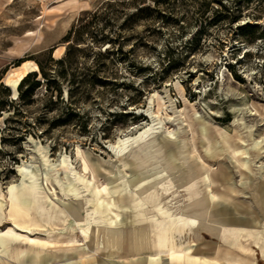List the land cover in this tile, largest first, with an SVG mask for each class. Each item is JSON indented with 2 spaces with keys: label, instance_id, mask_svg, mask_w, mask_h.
<instances>
[{
  "label": "rangeland",
  "instance_id": "1",
  "mask_svg": "<svg viewBox=\"0 0 264 264\" xmlns=\"http://www.w3.org/2000/svg\"><path fill=\"white\" fill-rule=\"evenodd\" d=\"M209 1L0 0V264H195L185 256L188 246L201 259L196 264H231L228 253L234 251L238 264H264L261 244L252 240L243 245L251 244L253 252L234 249L236 239L229 250L219 240L189 243L194 236L185 222L171 226L170 241L178 243L154 262L149 254L126 256L123 241L115 249L101 240L92 244L82 233L73 246L49 247L30 218L17 223L11 209L20 191L19 166H29L51 200L65 199L67 210L83 202L82 224L91 240L105 223L91 220L96 210L89 203V176L82 184L74 172L81 170L85 150L114 163L113 173L101 178L109 189L104 205L120 206L112 207L117 215L111 222L125 233L135 227L127 214L140 208L127 198H142L169 182L182 192L187 165L195 163L193 121L195 137L201 139L206 127L213 142H222L217 129L233 141L239 127L251 157L250 179L226 147V157L211 162L214 169L224 162L234 179L220 188L209 210L216 215L227 207L234 214L230 228L238 224L264 235V2L222 0L223 8ZM239 1L242 12L233 14ZM86 4L90 8L83 10ZM136 6L151 10L134 19ZM66 55L64 64L56 62ZM36 65L27 76H38L14 91L9 76ZM157 122L154 136L116 156L120 139ZM180 128L184 139L176 137ZM71 182L80 193L69 191Z\"/></svg>",
  "mask_w": 264,
  "mask_h": 264
},
{
  "label": "bare ground",
  "instance_id": "2",
  "mask_svg": "<svg viewBox=\"0 0 264 264\" xmlns=\"http://www.w3.org/2000/svg\"><path fill=\"white\" fill-rule=\"evenodd\" d=\"M89 8V4H86L83 10ZM33 35L34 32L27 34V36ZM36 69H38L37 65L34 67L25 66L21 73L11 74L8 82L12 89L14 91L17 89L23 78L27 76L28 71L31 72ZM159 125L160 123L158 122L154 123L136 136L120 139L114 147L116 156L123 155L131 146L154 136L160 128ZM190 128L194 134L190 153L194 155L195 163L187 165V171L181 181L183 185L182 192L180 194L177 193L176 186L169 182L148 192L142 198L139 196L127 198L128 201H131L129 202L130 205L137 208L140 207L139 210L135 209L131 214H127L134 218L131 222L135 224L136 228L134 226L126 228L127 231L125 233L116 231L114 226L117 225H113L111 220L113 219L112 213L115 215L117 213L112 210V207L120 208V206L110 204L107 208L105 207V196L109 194V189L104 187L101 180L102 177L108 178V175L113 173L114 163L99 157L93 158L92 153L85 150L82 151L81 170L74 172L77 180L82 184H85L84 182L89 176L92 194V201L89 203L92 204L94 211L96 210L95 219H93L94 215H92L91 220L103 221L105 223L104 228L94 230L92 232L93 237L89 240L87 236L90 228L84 230L82 224L84 221L81 211L83 202H80L82 207H70L67 210L65 206L68 203L65 199L56 198L51 200L36 185L33 168L25 165L19 166V172L22 177L21 184L18 186L20 187L19 195L13 194L12 197L11 209L13 214L17 212V223H23L30 218L33 231L45 234L49 247L73 246L78 238V233H82L83 236H86L85 240L92 244L99 243L101 240L115 249L123 241V244L126 245L125 250L128 251L125 254L126 256L130 255L131 252L135 255L149 254L151 261L154 262L163 258L164 255L169 256L172 248L178 243V241H170L171 226L176 222H185L191 225L190 235L194 236L189 240V243L205 239H209L211 242L219 240L223 243V247L229 250L231 247L230 242L236 239L234 249L238 247L239 251L253 252L250 248L251 244H248V246L243 245V241L252 240V244H261V256L264 258V235H256L253 231L244 230L238 224L234 225V228H230L229 222L234 218V214L227 207L219 210L216 215L209 210V206L214 205L215 200L219 197L217 192L220 191V188H226V185H229L234 179L233 173L230 172L228 166H225L224 162H220L221 167L219 169H214L211 162L219 156L226 157L228 153L226 147L230 150V155H232L230 159L234 161V165L240 171L242 177L250 179L247 171L250 170L251 157L246 148L243 147L246 140L243 138L239 127L236 128V137L233 141L229 135L223 134L221 129H217V134L221 137L222 142H213L214 137L206 127H201L200 129L202 140L200 138L197 139L193 121L190 123ZM185 136L186 132L180 128L176 137L184 139ZM62 164L66 166L64 161ZM68 184H70L69 191L72 189L77 193L81 192L80 189L82 188L78 184L76 185L72 182ZM15 188L17 187L12 186L11 190ZM128 189L127 184H124L121 190L126 192ZM139 190L143 191L144 187H139ZM20 200H24L29 205V208L23 206ZM173 201H177V203L173 204ZM147 208L148 210H146ZM234 211L238 210L235 209ZM91 220L88 222L89 225H91ZM208 233H211V236ZM190 248L191 246H188L185 256L189 261L196 264L201 259L194 253L190 254ZM234 252L228 253V259L231 264H238L239 259L238 255H236L238 252ZM86 254L87 252L84 253V255ZM220 254L219 259L222 258ZM30 264H42V262L32 261ZM253 264H256L255 260Z\"/></svg>",
  "mask_w": 264,
  "mask_h": 264
},
{
  "label": "trees",
  "instance_id": "3",
  "mask_svg": "<svg viewBox=\"0 0 264 264\" xmlns=\"http://www.w3.org/2000/svg\"><path fill=\"white\" fill-rule=\"evenodd\" d=\"M145 1L146 0H133V2H132V4H137L138 5V3H141L142 5H145L146 3H145ZM222 0H210L209 1V4H207V5H210L211 4V2H212V4L213 3H217L218 2V4H220L221 5V7H223L224 8V4L221 2ZM249 1H252V0H247V2H249ZM117 2V1H116ZM261 2H264V0H261ZM204 4V3H203ZM235 4H236V6H235V8H233V11H232V13L233 14H236V13H239L240 14V12H242L241 10H242V6H241V4H240V1L239 2H235ZM148 10H151L150 9V7L149 6H143V7H139V6H136V11L135 12H133V14H132V18H138L139 16H141L145 11H148ZM200 12H201V10H200ZM205 13V12H204ZM69 57H70V55H66V57H64L63 59H61V60H57L56 62H58L59 64H64L65 62H66V60H68L69 59ZM38 66H39V68H40V71L42 72L43 70H42V65L40 64V63H38ZM31 76H38V73L37 72H35V73H31V74H29L26 78H24L23 80H22V83H21V85L20 86H23L24 84H26V82L30 79V77ZM39 84V83H38ZM37 84V85H38ZM34 90V89H33Z\"/></svg>",
  "mask_w": 264,
  "mask_h": 264
}]
</instances>
